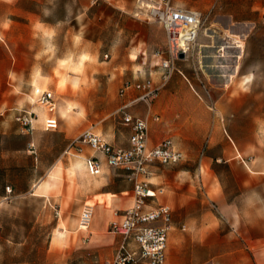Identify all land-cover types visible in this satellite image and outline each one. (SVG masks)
<instances>
[{
	"label": "rangeland",
	"instance_id": "obj_1",
	"mask_svg": "<svg viewBox=\"0 0 264 264\" xmlns=\"http://www.w3.org/2000/svg\"><path fill=\"white\" fill-rule=\"evenodd\" d=\"M175 2L207 20L152 102L151 115L160 116L153 137L172 138L185 155L159 166L152 180L195 203L190 219L217 216L254 264H264V0ZM166 42L163 24L139 0H0V167L9 165L0 173V264H94L88 246L64 248L81 235L85 203L110 181L62 154L86 129L129 146L120 89L145 68L158 81L152 52ZM45 89L57 98L56 131L41 122L37 97ZM141 105L128 110L147 114ZM23 109L41 116L30 132L17 120Z\"/></svg>",
	"mask_w": 264,
	"mask_h": 264
},
{
	"label": "built area",
	"instance_id": "obj_2",
	"mask_svg": "<svg viewBox=\"0 0 264 264\" xmlns=\"http://www.w3.org/2000/svg\"><path fill=\"white\" fill-rule=\"evenodd\" d=\"M139 1L146 5L150 16L162 23L166 29V50L156 53L165 73L163 83L158 85L151 79L135 83L127 81L121 94L128 88L138 89L142 93L135 101H143L150 106L176 70L179 56L187 55L194 48L200 29L207 19L200 11L175 4V0ZM37 102L46 112L43 128L56 131L60 120L56 115L58 102L55 93L48 89L39 91ZM125 108H120L117 113L123 123L132 129L130 148L116 147L102 134L86 129L72 139L65 153H82L84 146H89L93 154L86 158L85 166L90 174L101 175L105 167L120 169L125 171L127 179L133 183L132 207L120 214V220L110 224V232L120 236L122 241L114 258L105 264H165L173 212L169 205H152L151 202L157 201L158 196L164 193V188L154 187L150 178L155 165L177 164L185 155L172 138H166L157 146L150 147L148 118H135ZM38 118V113L26 109L17 116L26 132L34 130V122ZM29 147L34 149L35 143L30 142ZM7 190L11 192L12 187L7 186ZM93 216V205L85 203L79 218V230L88 231ZM156 222L160 224L153 226Z\"/></svg>",
	"mask_w": 264,
	"mask_h": 264
},
{
	"label": "crops",
	"instance_id": "obj_3",
	"mask_svg": "<svg viewBox=\"0 0 264 264\" xmlns=\"http://www.w3.org/2000/svg\"><path fill=\"white\" fill-rule=\"evenodd\" d=\"M175 4L177 3L175 2ZM166 46L167 42L164 47H159L152 52V56L157 58L156 66L158 67V73L160 74L158 81H155L153 78V70L145 68L139 70L142 77L136 82L151 79L156 85L163 83L165 70L161 67L160 60L156 56V53L158 51H163ZM123 86L120 89V93ZM141 93L142 92L138 89H126L125 93L121 94V96L125 97V101L120 108L126 107L125 111L135 118H148L150 128L149 146L155 147L160 142L153 137V121H159L160 116L157 113H153L151 115L152 103L149 106L143 101H135ZM138 103L143 104L140 108H144V106L148 107L147 114L137 115L128 110L134 104ZM45 114L46 112L44 110L42 114V124ZM56 115L59 118L58 109ZM39 118H41L40 115ZM39 118L36 121H39ZM124 125L126 124L124 123ZM128 127L131 132L128 138L129 146L127 147L116 144L113 140L102 133L99 134L105 136L112 145L128 149L131 147L130 138L132 135V129L130 126ZM79 134L69 139L63 151L62 157L66 156L68 159L77 158L80 161L78 164L85 169L88 175L92 177H103L104 179H109L110 182L104 183L100 187V190L93 194L95 197V201L92 203L94 206V216L90 229L88 231L79 230L81 235L79 232L75 233L76 235L73 240H71L72 242H70V244L64 249L76 251L80 247L85 246L86 248V246H88L90 251L87 252V256L92 257L94 264H105L108 260L114 258L119 244L122 241L120 236L110 232V224L115 220H120V214L132 207L134 203L133 183L127 179L125 171L120 169L105 167L101 175L90 174L85 166L86 158L93 154V150L89 146H84L82 153L75 151L65 153L69 143ZM57 166L58 165L56 164L49 173L53 172ZM159 166L162 165L157 164L153 167V174L151 175L150 180L154 187H163L164 193L158 196L157 201H153L151 203L152 205L158 203L169 205L173 212L172 230L169 234L165 264H254L248 251L249 247L246 246L238 237H235L234 231L229 230L227 226L222 224L217 216L208 213L207 215L193 217L190 219L189 212L191 209L195 208V203L186 202V195L184 193H178L177 198L173 195V193L169 194L168 192L167 194L164 186L157 184L152 180L155 175V171L159 168ZM45 182L46 181L44 180L43 182L35 184L34 189L37 190L38 188H41ZM27 190L28 188L26 187L20 192ZM217 200H225L223 191H219ZM173 205L177 207L178 211L183 210V215H181V217L179 213L174 214ZM184 216H186V219L183 218ZM159 224L160 222H156L152 225L157 226ZM66 236L67 235H64V237ZM255 262L258 264L259 259H255Z\"/></svg>",
	"mask_w": 264,
	"mask_h": 264
},
{
	"label": "bare ground",
	"instance_id": "obj_4",
	"mask_svg": "<svg viewBox=\"0 0 264 264\" xmlns=\"http://www.w3.org/2000/svg\"><path fill=\"white\" fill-rule=\"evenodd\" d=\"M243 37H244V36H243ZM243 37H242V38H243ZM240 38H241V37H240ZM234 40H235L236 43H239V44L237 45L238 47H242V46H243V42H242L241 39L239 40V39H235V38H234ZM228 43H229V42H228ZM202 47L204 48V47H207V46H202ZM226 47H228V46H224V47H222L224 53H223L221 56H223V57L227 56ZM217 50H218V49H217ZM216 52H217V51H216ZM220 53H221V52H220ZM216 55H217V54H216ZM217 56H218V55H217ZM214 59H215V62H216V61H217L216 58H214ZM222 60H223V59H222ZM220 62H221V61H220ZM214 64H216V63H214ZM220 66H221V65H220ZM221 68H223V67H221ZM225 68H226V67H225ZM225 68H224V70H225ZM223 75H225V74H223ZM227 75H228V74H227ZM225 76H226V75H225ZM230 78H231V77H230ZM93 207H94V206H93Z\"/></svg>",
	"mask_w": 264,
	"mask_h": 264
},
{
	"label": "trees",
	"instance_id": "obj_5",
	"mask_svg": "<svg viewBox=\"0 0 264 264\" xmlns=\"http://www.w3.org/2000/svg\"><path fill=\"white\" fill-rule=\"evenodd\" d=\"M8 169H9L8 165L3 164V166L0 167V173H6Z\"/></svg>",
	"mask_w": 264,
	"mask_h": 264
},
{
	"label": "water",
	"instance_id": "obj_6",
	"mask_svg": "<svg viewBox=\"0 0 264 264\" xmlns=\"http://www.w3.org/2000/svg\"><path fill=\"white\" fill-rule=\"evenodd\" d=\"M181 57H184V54H181Z\"/></svg>",
	"mask_w": 264,
	"mask_h": 264
}]
</instances>
